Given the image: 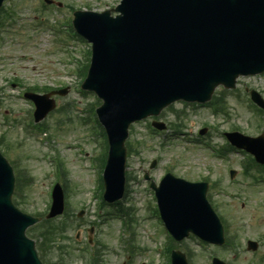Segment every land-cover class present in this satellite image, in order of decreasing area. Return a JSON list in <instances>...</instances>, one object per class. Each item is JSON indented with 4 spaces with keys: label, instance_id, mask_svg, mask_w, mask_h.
Listing matches in <instances>:
<instances>
[{
    "label": "rangeland",
    "instance_id": "rangeland-1",
    "mask_svg": "<svg viewBox=\"0 0 264 264\" xmlns=\"http://www.w3.org/2000/svg\"><path fill=\"white\" fill-rule=\"evenodd\" d=\"M42 1L9 0L6 7L15 11L14 27L9 34L2 35L3 41L0 40V137L6 135L4 143L9 146V149L6 147L10 150L9 158L15 160L21 170L28 171L33 176L34 182L26 190L24 204L20 206L21 210L32 215L48 212L50 203L48 188L55 180V176L50 165L43 159L45 154L52 152L43 143L30 141L29 136L24 133L22 118L30 109V105L22 100L19 94L24 88L32 86H49L53 89L69 87L70 93L57 100L60 106H66L74 101L76 106L83 109H93L92 105L96 103L93 95L82 97L75 90L74 86L81 82V77L76 72L77 66L69 62L65 50L62 49L63 46L59 44L61 34L58 27L52 29V32L33 19L38 17L46 24H59L72 16L70 7L102 12L115 8L120 3V0H53L62 4V10L52 7L50 11L44 12L41 7ZM66 34L71 36L68 31ZM84 46L87 45H79L76 52L78 58L82 60L84 59L80 51ZM19 81L24 87H21ZM239 82L235 91L225 95L229 117L215 115L208 108L195 109L179 103L174 105L175 111H165L160 120L170 123L179 113L181 122L186 125L184 132L193 136H197L198 130L209 126L210 134H207V140L218 147L224 143V133L227 131H240L244 135L257 137L264 132V116L260 118L259 114L252 110L244 88L261 90L264 96V76L241 78ZM6 116L9 117L12 127L6 126L8 120ZM70 116L71 121L65 120L67 116L58 112L47 119L50 133H53L51 144L55 146L57 155L64 164L63 182L67 183L69 188V190L66 188V202L72 216V224L68 231L57 241V244L65 247L64 252L55 248L48 260L64 259L65 264H86L82 257L85 256L87 232L96 219H102L103 224L93 234V249L100 252L104 260L100 264H123L128 256V240L132 238V233L129 232L130 222L126 228V242L122 243L119 238V232L123 230L122 221L99 216L100 201L95 198L98 185L97 172L89 168V161L86 159L87 156L90 159L98 158L103 153L105 139L100 136L91 138L92 126L81 125L82 115L79 112L74 111ZM151 120L133 125L128 139V143L133 144L135 152L131 156L128 155L127 185L129 186L122 203L125 211L131 208L130 211L136 219L133 225L136 244L145 247L134 254L132 264H141L144 260L151 264H158L159 261L161 264V259L154 254V248L147 236L150 235L151 240L155 239L154 228L161 229L163 225L154 214L152 216L155 223L152 225L153 219L148 216L149 204L156 203L147 188L148 182L144 181L146 170L150 171L157 182L166 171L170 170L175 175L190 181H201L206 177L211 182L220 183V187L212 193V200L218 207L219 214L228 223L227 236L241 253L235 257L229 247L226 251L212 247V252H209L205 249L212 248L202 247L196 239L189 240L181 247L192 251L193 264H210L211 253H216L229 264L233 262L232 260L235 261L234 264H264L245 251L247 240L264 243V184L253 186L250 177L242 172L244 167L242 154L232 153L229 161H222L216 159L212 151L202 144L194 142L189 144L181 139V141L173 140L175 137L170 136L171 132L167 134L168 140L162 142L150 131ZM77 145L83 146L87 156L81 154L79 149H75ZM154 159L158 164L154 170H150ZM231 168L240 171L235 183H232L229 176ZM81 210L84 216L80 221L77 215ZM109 210L113 209H104L101 213L105 214ZM141 227L144 240L142 233L140 234ZM78 233L79 240L76 239ZM29 236L36 240V236L31 232ZM156 240L164 245L167 242L162 236L157 237ZM100 249L103 251L101 252ZM261 256L264 257V245L259 252V257Z\"/></svg>",
    "mask_w": 264,
    "mask_h": 264
},
{
    "label": "water",
    "instance_id": "water-1",
    "mask_svg": "<svg viewBox=\"0 0 264 264\" xmlns=\"http://www.w3.org/2000/svg\"><path fill=\"white\" fill-rule=\"evenodd\" d=\"M187 2L189 5L183 8L185 12L165 29L168 31L166 37L172 38L183 33L188 28V19L193 15H196L200 22L199 29H204L205 24L214 17L212 14H216L220 16L232 34L244 35L250 30L255 31V43L248 41L244 50L247 57L258 62L264 69V28H258L254 24V22H258L264 26V0H209L204 8L199 3L200 0H187ZM138 3L140 4L138 11V15H141L140 19H143L149 12L151 14L147 21L160 28L165 27L179 14L173 5L174 0H139ZM205 8H208L212 14L204 12ZM140 48L143 50L141 60L149 59L144 46L141 45ZM199 60V58L193 60L196 72L200 68ZM133 68L136 71L129 70L130 81L134 78L133 72L142 74L139 66L135 65ZM168 90H170L169 87L166 90H158L156 96L163 97ZM133 104L136 105V108L127 114L108 118L109 125L104 121L110 134L111 144L114 143L109 161V173L110 175L114 174L120 180H123L124 174L125 151L123 143L131 122L130 118H133L137 113L148 112L156 103L153 100L143 99L137 100ZM8 173V168L0 159V264H39L32 243L24 238L26 228L35 221L19 214L11 205L13 185L10 183ZM195 187H181V196L176 195L178 190L172 191L170 187H167L171 193L167 197L162 196L165 198L163 201L161 200L165 220L169 228L177 234L187 235L189 230L200 232L201 218L212 216L205 202L203 190Z\"/></svg>",
    "mask_w": 264,
    "mask_h": 264
},
{
    "label": "bare ground",
    "instance_id": "bare-ground-1",
    "mask_svg": "<svg viewBox=\"0 0 264 264\" xmlns=\"http://www.w3.org/2000/svg\"><path fill=\"white\" fill-rule=\"evenodd\" d=\"M195 39L199 40L202 39V41L199 43V46L201 47L202 50H205V43L207 41V38L203 34L196 33L195 34ZM255 43V42H254ZM251 55V54H250ZM252 56V55H251ZM199 75H201V72L198 70ZM194 78L197 79L199 78L198 76L194 75ZM207 83V82H205Z\"/></svg>",
    "mask_w": 264,
    "mask_h": 264
}]
</instances>
